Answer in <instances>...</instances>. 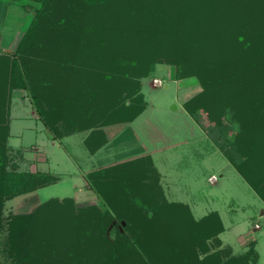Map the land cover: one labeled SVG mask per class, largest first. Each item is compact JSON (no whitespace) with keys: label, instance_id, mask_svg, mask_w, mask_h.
Segmentation results:
<instances>
[{"label":"trees","instance_id":"obj_1","mask_svg":"<svg viewBox=\"0 0 264 264\" xmlns=\"http://www.w3.org/2000/svg\"><path fill=\"white\" fill-rule=\"evenodd\" d=\"M6 1H27L40 5L16 49L12 53H1L0 59L6 60L8 64L9 90L16 88L17 83L22 84V87L29 91L33 105L50 130H53L51 121H56L59 114L62 123L68 121L73 131L114 123L112 115L108 114L112 106L117 108L116 113L121 116L119 118L122 121L134 119L145 108L141 93L142 80L151 74L155 64L173 65L176 80L198 76L203 87L202 93L184 103V109L191 117L197 119L203 113L210 115L217 113L218 116L212 117L210 121L214 129L219 130L223 120L226 119L227 111L232 110L234 121L239 124L238 135L242 140L247 141L248 157L246 161L244 158L236 160L224 153L221 148L220 150L248 186L264 202V0H244L236 27H232L234 23L230 24L229 20L224 19L222 15L218 16L219 20L215 22L212 15L213 7L216 5L214 2L200 4L201 0H187V3L182 0H169L168 7L162 9L164 1L156 0L158 6L153 4L152 7L154 9L159 7L167 13L175 7L176 9L185 8L182 17L177 18L176 15H172L174 11L172 14L164 12L162 16L153 14L151 30L142 29L137 33L141 35L139 40L141 44L149 43L151 48L152 45L161 46L163 41H165L164 45L168 43L166 47L164 46V52L158 51L159 55H163L162 61L157 59L161 57L157 51L153 52L155 55L152 53L151 59L145 57L143 61H137L130 56L127 57L126 53L119 58L115 56L98 58L94 56L95 50L90 55L72 50L74 55L81 56V62H70L71 73L54 75L40 70L35 72L32 69V73L26 70L32 62H40L48 67L54 64L52 59L55 57L52 54L47 55L49 50L46 48L47 45L43 44L44 38L50 42L56 40V47L64 51V54L60 55L61 58L69 56V47L72 48V45L69 46L67 42H63L64 39L72 44L73 42L81 44V38L78 39L75 32L61 33L64 26H68L67 22L70 19L66 14L69 12L73 14L78 2L76 0ZM201 6L206 11L202 15L197 14L203 11H200ZM52 14L62 19L60 22L56 21V28H52L53 23H48ZM99 14L100 12L94 16L98 17ZM199 16L204 17L205 20L200 19ZM208 18L212 23H209ZM224 20L230 26L226 25L224 28ZM37 25L40 27L36 28ZM162 26L165 29H161ZM95 29V26H90L89 23L90 33L95 32ZM86 33L79 37L86 39ZM173 42L177 43V46L170 44ZM66 43L68 49L63 50L64 47L61 48V46ZM52 45L54 44H50ZM126 101H129V106L125 105ZM7 135L8 127H0V226L1 209L5 201L32 193L54 182V179L44 174L7 170L6 164L9 161ZM241 152L244 157V149ZM123 167L124 175L127 177L124 181L116 179L118 181L115 183L118 191L122 192L127 199L126 206L111 207V212H99L97 208H93L91 212L88 211L82 215L83 218H88L86 223L82 221V217H79L82 227L78 229L81 228L82 234L79 232L74 236L75 229L72 228L73 231L70 229L57 239L50 233L53 227L45 225L42 230H39L33 217L35 218L42 206L51 205V202H56L54 200L39 206L29 215H18L12 218L9 225L14 227L12 234L16 236L12 235V238L17 240L18 244L21 241L19 236H23L24 239L32 238L43 244L42 250L51 248V251L40 253L41 255L37 257L29 254L18 259L16 264H83L77 256L81 257L79 252L83 251L78 244V239L85 248H97L98 241L104 243L110 241L106 231L113 221L120 230L124 221L126 228L123 233L118 230L115 240L109 242L111 245L109 253L95 258L102 260V257L106 256L103 260L105 264H208L205 258H200V254L204 253L202 245L206 239L217 235L218 232L211 236L213 232L211 227H206L204 224L210 221L209 218L212 216H217V213H212L196 223L188 219L189 217L182 220L181 216L172 211L169 214L172 216L170 220L175 221L173 224L169 219L161 217L164 209H152L140 201L142 194L139 187L144 179H148L150 168L146 165L133 166L129 163H125ZM151 173L153 175L154 171ZM121 208L128 209L129 215L126 216L124 212H120ZM96 220L101 227L103 235L101 238L95 237L97 236ZM77 223L71 226L77 227ZM102 223L105 226L104 224L102 226ZM24 224L26 226L22 227ZM85 224H87L86 227ZM128 227L130 230H127ZM115 228L117 227L114 226ZM43 235L45 236L43 238H49V240L43 239ZM70 235L78 238L77 241ZM82 236H87V239H82ZM62 239L69 240L66 243L69 245L61 246L67 247L66 249L57 250L56 246H59ZM90 254L94 256L95 253L90 252ZM257 260L255 243L252 242L248 251L240 258L233 259L231 263L243 261L244 264H255Z\"/></svg>","mask_w":264,"mask_h":264},{"label":"rangeland","instance_id":"obj_2","mask_svg":"<svg viewBox=\"0 0 264 264\" xmlns=\"http://www.w3.org/2000/svg\"><path fill=\"white\" fill-rule=\"evenodd\" d=\"M76 1L78 3L75 12L73 14L70 12L66 14V16L70 19L67 22L68 26L65 25L61 33L75 32L76 37L78 39L81 38V44L77 42H73L72 44L64 39L63 42H67L69 46L72 45V48L69 47V56H62L63 58H61L60 55L64 54V51H62L59 47H56V40L50 42L47 38H44L43 44H46V48L49 50L47 55L52 54L53 57H55L52 59V63L54 64H52L51 67H48V65L42 63L40 64V62H32L31 65H28L26 71L29 70L30 72L32 69H34L35 72L40 70L44 73H50L52 75L58 73H71L72 67L70 62H81L82 60L81 56L78 54L74 55L72 50L74 52H80L87 55L92 54L91 52L95 50L96 53L94 52V56L98 58L100 56L104 58L112 56L119 58V56H123L126 53L127 57L130 56L137 61H143L145 57L151 59V55H153V52L155 51H157L158 55L159 50V52L165 51L164 46L166 47L168 45V43L164 45L165 41H163L161 46L152 45V49L149 47V43L144 45L141 44L139 41L141 39V35H137V33L142 29L149 31L151 30L150 28L153 25L152 15L158 14L162 16L164 12L167 13L166 10L163 11L162 9L168 7L167 5L169 0H163L165 4L164 8L162 9H159V7H155L156 9H154L152 7L153 4L157 5L155 2L156 0ZM182 1L186 3L188 2L187 0ZM203 2L206 4H208V2L216 3V5L213 7L214 12L212 11L214 13L212 15H214L213 19L215 22H218V16L222 15L224 19L229 20L228 22H230V24L232 22L234 23L232 27H236L235 25H238V17L241 15L240 10H242L241 8L244 6V0H201L200 4ZM39 8V4L32 2H11L0 0V50L2 49L4 51H12V49H16V44H18L22 35L27 31L35 12H37ZM202 10L203 8L201 6L200 11ZM98 12H100L99 16H94ZM182 12H185L184 7L183 9H176L175 7L170 10V12L168 11L167 14L173 13L172 15H176L177 18L178 16L180 17L182 15ZM203 12H206L205 9L202 12H197V14L202 15ZM199 17L200 19L205 20L204 17ZM49 18L50 20H48V23H53L52 28H56V21H62L61 17L53 14L50 15ZM208 20L209 23H212L210 22V18H208ZM226 20H224V28L226 25L230 26L229 23L226 24ZM89 23L90 26H95L96 34L94 31L93 33H90ZM37 27L40 26L37 25L36 28ZM160 28L165 29L164 26ZM85 33L86 39L85 37H79L82 34L85 35ZM67 43L61 46V48L64 47L63 50L68 49ZM88 43L90 44L88 45ZM50 44L54 45L50 46ZM170 44L172 46H177V43L174 44V42ZM54 51L57 52L55 53ZM66 53L65 55H68ZM159 56H161V54ZM162 56L157 57V59L162 61ZM56 64L57 66H55ZM30 73H32V71ZM175 73V66L158 63L152 67L151 74L146 79L142 80V93L144 94L148 109L145 117H147V120H149L151 129L153 128L152 130H157L156 132L159 133L161 130V135H168V133H170L169 136H163L160 139L161 141L157 143L156 137L158 134L152 130H147V133L144 132V134H142L141 139H150L148 142V150L152 152L155 151V149H158V147L160 149V147L162 148L163 146H166L171 141L189 137L185 138L187 143H182L179 145L182 149L188 148L187 151H183L184 155H192L189 158L187 157L186 160L179 162V167L181 168L183 166L182 169L186 175L183 181L185 183V188H191L196 199L200 202L204 203L205 201H210L213 198H219L222 204H229L233 210H228V215L226 218H224L226 226L237 223V232L240 233V235H243V237L245 236V238L249 236V242L253 241L256 243L255 248L257 251H259L261 255L260 257L262 258V262H259V264H264V218L260 217V211L262 208L259 206L261 203L254 195L253 191L248 187V184L241 179L235 168L230 163H226L228 160L224 157L222 151L220 150L221 148L224 153L228 154L232 158H235L236 160H241L244 158L246 161L248 157L246 153L247 141L242 140V138H240L238 135L239 124L234 121L232 110L227 111L228 114L226 119L223 120L219 130L214 129V126L211 125L210 121L212 117L216 118V116H218L217 113L212 115L203 113L197 119L191 117L193 121L200 127V129L196 126L194 128L190 119L187 117V115H184L182 111L183 102L189 99L191 95L195 96L202 93L203 87L200 84L198 76L187 77L182 79L183 81L181 83H178L175 80ZM155 78L162 81V87H157L153 84L152 81ZM183 86L189 89H185ZM169 115L173 116V118H169ZM184 121L185 123L182 125L183 127H179L178 130L174 129ZM139 122L144 126L146 125L144 119L143 121L141 119ZM192 128H194V131L191 130ZM204 134L213 140L217 147L216 150H212V147L208 150L207 145L209 146V142L206 143L207 145L203 144L202 139H204ZM192 135H194V137L199 140L200 143L196 142L195 145H192V142L190 141V136ZM169 139L170 141L167 142ZM76 148L77 149H75V152L76 154H79V158H81L83 154L82 147L76 146ZM243 149L244 157L241 152ZM56 150L58 152V147ZM61 151L63 150L59 149V152ZM17 156L19 157V155L8 154L9 161L6 164V169L8 171L16 170L19 172L15 166L16 162H13L14 158H17ZM157 156L160 157L161 155L159 156V153L154 154L155 159H157ZM55 157L57 156H54V158ZM80 163L82 164L83 162L80 161ZM66 165H71L69 159L66 161ZM157 165H160L159 162ZM123 166L118 167V169L123 170ZM128 167L129 166H127V168ZM51 169L54 173H65L64 171H66V166L62 165L60 161H56L54 162V165ZM211 174H215L218 177V180L214 185H210V183L207 182V178ZM52 179H54V182L56 181L55 178ZM78 180L80 181V177ZM72 181L69 177L63 176L62 180L58 181V183L56 182L50 187L43 188L37 193V195L33 194L38 189L32 193L15 197L3 203L1 209L0 226V264H16L18 259L28 256L29 254L37 257L43 253L51 251V248L42 250L41 247L44 246L43 244L32 238L24 239L23 236H19L21 241L18 244L17 240L12 238L14 227L9 225V222L13 220L12 218L15 216L29 215L34 210L39 208V206L52 200L56 201L51 202V205L42 206L39 213L36 216L34 215L35 218L33 217V219L39 230H42L45 225L53 227L50 233H52L53 238L59 239L62 233L69 231L70 229L72 231L75 229L73 231L74 236L78 235L81 230V228L78 229V227H82L80 222L81 219L79 217H82V215L86 214L88 211L91 212L93 208H97L99 212H111L109 203H107V201L102 196V198L105 200L104 201L102 199L104 201L103 202L97 193V200L94 203H82L80 205H75L72 200L68 198L71 197ZM93 187L95 191V189H97L95 182ZM66 200H70L71 202ZM164 211L165 210H162V212ZM120 212H124L126 216L129 215L128 209L121 208ZM198 215H200V213L194 214L195 217H199ZM25 220H27V218ZM87 220L88 218L82 217L83 222L86 223ZM98 220L95 221V231L97 232V236L95 237L99 236L101 238L103 235L101 234V227L98 223ZM170 221L172 222V220ZM238 221L240 222L239 225ZM113 222L111 225H108L106 231V236L110 239V241L115 240L117 237V232L120 230V227L116 224V222L115 224H113ZM123 222L124 221H122V223ZM74 223H77V227L71 226V224ZM172 223L174 224L175 221ZM103 224L104 223L101 225L103 226ZM86 225L87 224H85V227ZM25 226L26 224H24L22 227ZM114 226L117 228L114 229ZM257 227H259V229H257ZM125 228L126 225L121 227L120 232L123 233ZM127 230H130V227H128ZM79 234H82V231ZM73 235H70L72 236L71 238L74 237ZM43 237L45 236L43 235L42 238ZM63 237H65V235ZM86 237L87 236H82V239ZM43 239L49 240V238ZM73 239L77 241L78 238ZM61 241L62 242L58 244L59 246H56L57 250L66 249L67 247L61 246L69 245L66 244L69 240L62 239ZM110 241H106L105 243L103 241H98L97 248H85L78 239V244L83 248V251L79 252V254L81 253V257H79L80 255H77L80 259V263L103 264V260L104 258L106 259V256H103L102 260L100 258H95H98L103 254L106 255L111 251V245L109 243ZM90 252H94V256L90 254ZM143 257H145V255ZM217 264H226V262L225 260H222L221 262H217Z\"/></svg>","mask_w":264,"mask_h":264},{"label":"crops","instance_id":"obj_3","mask_svg":"<svg viewBox=\"0 0 264 264\" xmlns=\"http://www.w3.org/2000/svg\"><path fill=\"white\" fill-rule=\"evenodd\" d=\"M14 50L4 51L1 49L0 54L12 53ZM7 65L6 60L0 59V127H8L6 146L9 154L19 155V157L17 156L13 160V162H16L15 166L19 172L40 173L56 179L55 182L46 187H50L56 182L58 183V181L62 180L63 176L69 177L71 181L73 179V183L71 185V197L68 198L75 205L94 203L97 200V193L101 197V200L104 198L109 203L110 207L118 208L126 206L125 201L127 200L125 195L118 191L115 183L118 181L116 179L124 181L127 177L124 175V171L118 169V167L125 165V163L132 164L133 166L146 165L150 168L148 179H152H144L142 181L143 183L139 187L142 194L140 201L146 203L149 208L164 209L167 213L165 211L161 213L163 219L170 220L172 216H170L169 212L174 211L175 214L181 216L182 220L187 219L188 215L190 220L199 223L205 217L210 216V214L217 213V216H212L209 218L210 221L204 224L206 227H211L213 231L211 236L218 233L206 239L203 243L204 253L200 254L201 259L205 258L208 264L221 262L222 260H225L226 264H232L231 261L233 259L240 258L248 251L250 244L253 242L248 241L249 236L245 238V236L243 237V235L237 232V223L230 226H226L225 224L224 218L227 217L228 210L232 211L233 208L229 204H222L219 198H213L204 203L200 202L196 199L191 188H185L183 181L186 175L182 169L183 166L179 167V162L186 160L187 157L189 158L192 155H184L183 151H187L188 148L182 149L179 145L187 143L185 138L189 137L171 142H169V139L167 141L169 143L166 146L160 147V149L158 147V149L152 152L148 150L150 139L142 140L141 136L144 132L147 133V130H152L153 128L151 129L149 120L145 117L148 109L144 94L142 93L143 87H141V93L145 102V108L142 113L132 120L127 119L122 121L119 118L121 116L116 113L118 110L115 109L117 108L112 106L108 114L109 116L110 114L112 115L115 120L113 121L114 123L73 131V128L67 123L68 121H65L64 124L62 123L61 118H59L61 115L59 114L56 117V121H51L53 130H50L33 105L29 91L22 87V84L17 83L16 88L9 90V68ZM176 81L181 83L183 80ZM183 88L185 87L183 86ZM193 96L191 95V97ZM187 100L183 102L182 111L190 119L194 128L196 126L200 129L184 109V103ZM128 104H130L129 101H126L125 105L129 106ZM176 109L178 110L177 107ZM101 117L104 120V115ZM169 118H173V116L169 115ZM141 119L142 121L144 119L145 126L139 122ZM185 121L174 129L178 130L179 127H183L182 125H184ZM194 128L191 130L194 131ZM152 131L156 132L157 130ZM156 133L158 134L156 141L159 143L160 139L163 136H169L170 132L168 135H161V130L160 133ZM190 137L192 145H195L196 142L200 143L194 135ZM202 141L204 145H207L206 143L209 142V146L207 145L208 150L211 147L212 150L217 149L213 140L207 135L204 136ZM76 146L82 147L83 154L81 158L75 152ZM57 147L58 152L56 150ZM59 149L63 151L59 152ZM156 153H159V156L161 155L160 157L157 156V159L154 158V154ZM54 156L57 157L54 158ZM68 159L71 165H66ZM156 160L160 165H157ZM56 161H60L62 165L66 166L65 173L52 172L51 168ZM80 161L83 163L81 164ZM226 163L229 164V161H226ZM151 171H154L153 175ZM212 175L215 174H211L210 176ZM79 177L80 181L78 180ZM241 179L244 181L242 177ZM94 182L97 185L95 191L93 187ZM43 188L38 189L33 195H37ZM253 193L261 203L259 206L262 208L260 217L264 218V202L260 200L254 191ZM196 213H200L199 217L194 216ZM239 224L240 222L238 221ZM255 251L258 256L255 264H259V262H262V258L256 248ZM236 264L244 263L242 261Z\"/></svg>","mask_w":264,"mask_h":264},{"label":"built area","instance_id":"obj_4","mask_svg":"<svg viewBox=\"0 0 264 264\" xmlns=\"http://www.w3.org/2000/svg\"><path fill=\"white\" fill-rule=\"evenodd\" d=\"M152 82H153V84L156 85L157 87H162V86H163V83H162V81H161L160 79L155 78V79H153ZM217 180H218L217 175H212V176H210V177L208 178V182H209L210 184H214L215 182H217Z\"/></svg>","mask_w":264,"mask_h":264},{"label":"water","instance_id":"obj_5","mask_svg":"<svg viewBox=\"0 0 264 264\" xmlns=\"http://www.w3.org/2000/svg\"><path fill=\"white\" fill-rule=\"evenodd\" d=\"M113 224H115V222H113ZM124 225H125V223L123 222V223H122V226H124Z\"/></svg>","mask_w":264,"mask_h":264}]
</instances>
